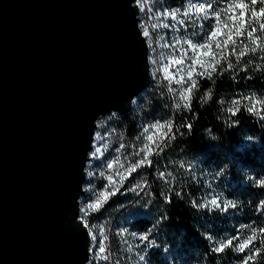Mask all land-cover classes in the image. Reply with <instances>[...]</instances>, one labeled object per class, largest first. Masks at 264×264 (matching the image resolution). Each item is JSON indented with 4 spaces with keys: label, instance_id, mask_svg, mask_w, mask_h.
<instances>
[{
    "label": "water",
    "instance_id": "1",
    "mask_svg": "<svg viewBox=\"0 0 264 264\" xmlns=\"http://www.w3.org/2000/svg\"><path fill=\"white\" fill-rule=\"evenodd\" d=\"M130 0H0V264H87L96 120L152 82Z\"/></svg>",
    "mask_w": 264,
    "mask_h": 264
},
{
    "label": "trees",
    "instance_id": "2",
    "mask_svg": "<svg viewBox=\"0 0 264 264\" xmlns=\"http://www.w3.org/2000/svg\"><path fill=\"white\" fill-rule=\"evenodd\" d=\"M201 1L212 3L214 10L221 12V24L234 27L230 16L239 10L224 13L231 0ZM157 2L165 6L166 11L175 8L183 11L189 6L188 0ZM244 3L249 6L245 12L246 21L253 20L252 10L259 12L264 7V0H257L255 5L251 0H244ZM180 19L185 21L183 25L165 18V23L176 24L175 28H165L166 42L171 46L164 52L170 55L169 68L175 70L171 83L152 80L150 86L133 98L129 113L116 114L115 120L106 125L108 147L103 153L104 163L108 161L114 168L107 169L103 164L104 176L99 175L95 181L97 188L106 185L110 197L94 215H102L108 221L106 246L111 259H90L87 264H132L141 254L152 264H240L243 254L233 249L219 254L210 252L212 242L207 236L217 242L233 235L242 240L251 236L253 229L264 228V216L255 210L264 200V189L253 186L249 179H264V108L261 107L264 104V52L255 51V48L264 47V32L257 30L254 35L248 34L254 46L253 53L249 52L236 66V57L250 51L247 32L258 29V23L264 22V18L257 17L258 23L250 26L246 23L241 37H235L237 44L233 55L230 54L231 45L225 49L229 59L222 61L221 67L226 68L231 62L232 70L221 72L218 69L211 79L197 78L198 87L193 90L190 108L183 107L185 101L179 98L183 88L175 80L186 77V71H179L181 66L175 61L183 59L182 67L187 69L196 55L191 48L206 42L216 21L214 18L198 20L195 14L192 19L184 16ZM175 39L185 40L189 47L175 46ZM199 70L197 66L196 71ZM236 100L241 103L234 106L232 102ZM249 101L255 113L248 111ZM177 104L181 106L178 108ZM236 107L240 111L233 117L229 110L235 111ZM159 123H170L174 129L161 144L163 150L151 156V167L144 166L128 174L135 167L131 164L148 162L147 152L143 159L140 150L152 147L147 136L158 137L159 132L152 125ZM123 145L124 148L117 152ZM117 156L123 168L115 164ZM161 173L167 175L166 180L160 178ZM127 175L120 192L115 194ZM137 184L145 188L141 190ZM211 195L233 200L238 207L227 212H210L193 206V201L203 203ZM166 196L169 199L166 200ZM243 224L252 228L241 230ZM148 228L152 229L151 239L156 243V247L150 249L132 235L143 234ZM125 229L128 232L121 237ZM261 241L264 236L258 235L253 252L262 247Z\"/></svg>",
    "mask_w": 264,
    "mask_h": 264
},
{
    "label": "snow or ice",
    "instance_id": "3",
    "mask_svg": "<svg viewBox=\"0 0 264 264\" xmlns=\"http://www.w3.org/2000/svg\"><path fill=\"white\" fill-rule=\"evenodd\" d=\"M252 5H255L257 3V0H251ZM131 6H133L137 11L144 12L145 11V3L143 0H130ZM249 6L244 3V0H237L235 4L229 3L227 4L226 9H224V13H234L237 9L239 12L235 15H231L230 19L234 24L233 26H230L228 24H221V12L215 11L214 6L210 2H200V3H189V6L181 11L180 8H175L172 11H162L159 13L157 19L160 17L164 18H171L172 21H175L176 23L183 25L185 21L183 19H180L181 16L187 17L188 19H192L193 14H195L196 19L200 20H209L211 18H214L216 21V24L214 27H212V30L210 33L207 34V40L203 44H199L198 47L191 48L194 52H196L195 57L191 60V63L188 65L187 69H184L182 66L184 64L183 59H178L175 61L176 65L181 66L179 71H186V77H181L178 80H175V83L177 85H180L183 88V91L180 92V99L185 101L183 107L190 108L191 106V99H192V93L193 90L198 87V80L197 78H207L211 79L213 74L218 71V69L221 72L224 71H230L234 68L233 63L228 62L227 67L223 68L221 67L222 61H228L229 57L228 55H225V49L228 48L229 45L232 46L231 55H233V48L236 49L237 41L235 37H241L242 30L245 29L246 23L250 26L253 23H258L256 18H264V7H261L259 9V12H256L255 10L251 11V16L253 17V20L246 21V9H248ZM243 13V15H241ZM140 28L143 29V37L145 40L149 43H152V33L148 26H146L143 23H140ZM160 27L168 28V27H176V24L169 25L167 23H161L151 24V29H158ZM254 29V31H253ZM259 30L260 32H264V22L258 23V29L252 28L251 31L247 32L248 34L251 33L254 35V33ZM221 37H223L221 39ZM162 39V38H161ZM249 39V37H248ZM235 41V44L233 43ZM250 41V51H248L244 56L236 57V66L239 65V62L243 57H245L249 52H252L251 49L254 48V46L251 44ZM181 45H189L185 42V40L182 39H175V46H181ZM214 45V47H213ZM169 44H164L163 47L167 48L170 47ZM260 50L264 52V47L255 48V51ZM253 53V52H252ZM185 56H187V53H184ZM197 66L199 67V71H196ZM257 67H262L258 65ZM168 71V70H167ZM241 71H244V69H241ZM169 82L171 83L172 78L169 77ZM187 81V83L185 82ZM173 92H176L177 89H171ZM187 90V91H184ZM234 106L239 105L241 102L236 100L232 102ZM181 105L177 104V107L179 108ZM262 108H264V104L261 105ZM233 117L236 116V114L240 111L239 107H236L235 111L232 109L229 110ZM248 111L255 113V107L251 105V101H249ZM259 114V113H256ZM114 115V114H113ZM111 117H109L110 119ZM102 125V123H101ZM153 128L157 129L159 132L158 137L154 138L153 135H148V141H151L152 147L146 146V149H141L140 152L143 153V159L145 158V153L147 152V163H140L136 164L133 163L131 165H135V167L131 168L128 174L136 172L138 169L144 166L151 167L152 161L151 156L152 155H158L160 151L163 150L161 147V144L166 141L171 133H173L174 129L172 127V124H164L159 123L152 125ZM166 129V131H164ZM148 129H145V132H148ZM174 138V137H173ZM96 141H102L101 136L96 137ZM166 146V145H165ZM108 147L107 144L104 145V148L106 149ZM124 148L123 146H120L117 150V152H120ZM150 149H154V151H151ZM102 152L101 148H97L95 152L92 153V158L96 159L100 156V153ZM139 155L140 153H136ZM140 159V160H143ZM115 164H118L120 168H123L124 165L119 164L120 157L117 156L114 160ZM111 167L114 168V165H108L107 169ZM129 168V166L127 167ZM88 176H92L93 173L89 171ZM101 176H104V173H100ZM110 177L108 184H110ZM161 179H167V175L164 173L160 174ZM123 183L121 184L120 188L117 190L115 194H118L121 190V187L124 185V182L128 179L127 177H123ZM249 179L252 181L253 186L264 189V179H257L256 177H249ZM137 187L141 190L145 188V185L137 184ZM128 190L135 191V188H129ZM179 195V193H177ZM110 195L108 191H102L100 192L96 199L94 200V203H85L86 207L84 209H80L79 211L82 213L81 220L86 221L88 217L93 212H99L105 202L109 199ZM165 199H169L167 196ZM193 206L196 208H203L207 211L213 212V211H222L227 212L229 209H235L238 207L237 203L233 200L229 199H221L219 196H213V198L205 199L203 203H196L195 201L192 202ZM255 210L261 215L264 216V200H261ZM84 227L88 233V230L94 227V225L91 224H84ZM155 227V226H153ZM251 225L243 224L240 226L241 230L244 229H251ZM253 234L249 236L247 239H242L233 235L231 238L225 237L223 240L217 242L213 240L212 236H207V240L212 242V246L210 248V252L212 253H223L226 249H233L235 252L243 254V256L240 259V264H264V250H262V247H264V241H261L262 247H257L255 252H253L254 247V241H256L257 236H264V228H260L258 230H252ZM128 232V229H125L121 237H124L126 233ZM100 233V231H99ZM151 233L152 229L148 228L144 231L143 234L137 235V233H132L134 238L139 239V241L146 246V249L154 248L156 247V243L154 239H151ZM91 252L90 254L93 257V260H103L108 261L111 259L106 246L107 239L104 240V243L101 244V234L98 238L97 234L93 231H91ZM240 241V242H238ZM99 253H98V250ZM259 257V259H258ZM140 264H148L147 257L145 255L140 257Z\"/></svg>",
    "mask_w": 264,
    "mask_h": 264
},
{
    "label": "rangeland",
    "instance_id": "4",
    "mask_svg": "<svg viewBox=\"0 0 264 264\" xmlns=\"http://www.w3.org/2000/svg\"><path fill=\"white\" fill-rule=\"evenodd\" d=\"M143 2L145 3V11L139 13L138 23L139 25L140 23H143L146 26H148L152 33V43L147 42L148 43V60H149L151 77H152V80L154 81H157V82L164 81L167 83L169 81L168 79L169 77H171L172 80L175 77L174 76L175 70H171L169 68L170 55H166V53L164 52L165 47H163V45L167 43L166 35H165L166 34L165 28L160 27L158 29H151V24L153 23L161 24V23L166 22L164 17H160L159 19H157L160 12L166 11L165 6L161 4L159 5L157 0H143ZM190 2L200 3L202 1L201 0H188V3ZM234 2L235 0H231L229 3L233 4ZM109 117L111 118L109 119ZM115 118H116L115 113H108V114H105L99 117L96 120L97 127L94 132V139L92 141L93 146L90 152L91 157L85 165L86 174H85V180L83 183L84 193L79 197L80 209H84L86 207L85 203H94V200L96 199L97 195L102 191H106V188H107L106 185L101 188H97L96 187L97 185H95V181H97L101 172L105 173V168H104V171L102 170L103 164L109 165L108 161L104 163V155H103L104 150H105L104 145L107 144V138H108V134L106 131L107 130L106 125L107 123L115 120ZM97 136H101L102 141H96ZM97 148H101L102 152L100 153V156L98 158L93 159L92 153L95 152ZM89 171L93 173L92 176H88L87 173ZM210 198H213V195H211ZM94 213L95 212H93L87 219L89 224L94 225L92 230L89 229L90 235H91V231L95 232L98 238L102 237L101 244H103L104 240L106 239V235H107L106 227L108 226V221L106 220L104 216L103 217L102 215L101 217L95 216ZM80 216H82L81 212H80ZM98 219H101V220L99 221ZM100 234H101V237H100ZM91 247H92V244L90 242V245H89L90 252H91ZM98 253H99V250H98ZM141 256L143 255L141 254L139 257H136V259L132 261V264H140ZM90 259H93L91 254H89V258L87 262H89ZM148 264H152V263L148 262Z\"/></svg>",
    "mask_w": 264,
    "mask_h": 264
},
{
    "label": "bare ground",
    "instance_id": "5",
    "mask_svg": "<svg viewBox=\"0 0 264 264\" xmlns=\"http://www.w3.org/2000/svg\"><path fill=\"white\" fill-rule=\"evenodd\" d=\"M142 30V29H141ZM143 33V32H142ZM113 113V112H112ZM107 236V235H106Z\"/></svg>",
    "mask_w": 264,
    "mask_h": 264
}]
</instances>
